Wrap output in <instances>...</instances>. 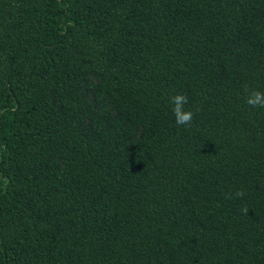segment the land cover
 Masks as SVG:
<instances>
[{
    "label": "trees",
    "instance_id": "16d2710c",
    "mask_svg": "<svg viewBox=\"0 0 264 264\" xmlns=\"http://www.w3.org/2000/svg\"><path fill=\"white\" fill-rule=\"evenodd\" d=\"M245 85L264 0H0V264H264Z\"/></svg>",
    "mask_w": 264,
    "mask_h": 264
},
{
    "label": "clouds",
    "instance_id": "9594fccd",
    "mask_svg": "<svg viewBox=\"0 0 264 264\" xmlns=\"http://www.w3.org/2000/svg\"><path fill=\"white\" fill-rule=\"evenodd\" d=\"M247 93L245 103L252 108H264V92L259 90H252L248 85L244 86ZM170 103L173 105L172 112L175 117V123L178 126H191L195 113L191 110H185V105L189 103L188 97L185 94H176L170 97ZM234 195L239 198L245 195L243 189L237 190ZM231 198V197H230ZM242 211L247 214L248 209L244 208Z\"/></svg>",
    "mask_w": 264,
    "mask_h": 264
}]
</instances>
